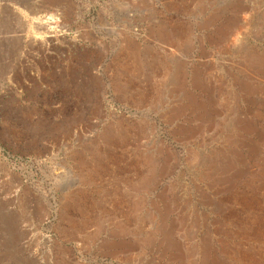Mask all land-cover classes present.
<instances>
[{"label":"rangeland","instance_id":"rangeland-1","mask_svg":"<svg viewBox=\"0 0 264 264\" xmlns=\"http://www.w3.org/2000/svg\"><path fill=\"white\" fill-rule=\"evenodd\" d=\"M199 1L0 0V264H264V0Z\"/></svg>","mask_w":264,"mask_h":264},{"label":"bare ground","instance_id":"bare-ground-1","mask_svg":"<svg viewBox=\"0 0 264 264\" xmlns=\"http://www.w3.org/2000/svg\"><path fill=\"white\" fill-rule=\"evenodd\" d=\"M201 1L202 0H200L199 1V3H201ZM195 3V2H194ZM199 3H197L198 5H199ZM192 6V5H191ZM185 7V6H184ZM183 8V7H182ZM191 9V8H190ZM189 9V10H190ZM232 10V9H231ZM244 11V10H243ZM243 16V15H242ZM241 16V18H239L237 21H234L233 23H231V21H230V24H226L225 25V29H224V31H222V33L220 34V39H221V44H226V45H229L231 42H234L235 44H236V41H238V42H244V41H242V39L240 38L239 39V31H243L244 30V28H250V27H248V25H250L249 23H247V19H248V17L245 15L244 17H242ZM250 17V16H249ZM231 20V19H230ZM183 29V28H182ZM163 36V38H165V40L166 41H168L170 44H172V45H174V46H177V48L179 49V48H182L183 47V45H185L186 46V44L189 42V36H190V34L188 33V31H182V30H174V31H172L171 33H164V35H162ZM262 41H263V39H262ZM184 46V47H185ZM183 47V48H184ZM246 48V47H245ZM181 50H183V49H181ZM180 50V51H181ZM175 53V52H174ZM251 54V57L252 58H254V55H252V52H250ZM247 54V53H246ZM248 54H249V52H248ZM165 59V58H164ZM255 59V58H254ZM247 61V60H246ZM252 63V62H251ZM176 67H177V65H176V63L172 60V59H170V58H166L165 60H163V61H159V62H156L155 63V68H157V70L155 71V77L156 78H158L159 79V81L157 82V87H156V89L157 88H163V86L164 85H166L167 83H169V82H171V81H173L174 79H173V76H174V72H175V69H176ZM246 68V67H245ZM259 68V67H258ZM264 68V67H263ZM248 71V70H247ZM245 72V71H244ZM199 74V73H198ZM198 74H197V78L198 77H200V76H198ZM203 74V73H202ZM204 75V74H203ZM154 77V78H155ZM202 78V77H201ZM204 78V77H203ZM205 79V78H204ZM153 80V79H152ZM198 80V79H197ZM174 82V81H173ZM155 83V82H154ZM172 83V82H171ZM231 84V83H230ZM230 84H226L225 85V89L228 91L229 90V88L230 87H233V86H231ZM221 86V85H220ZM223 86V85H222ZM241 86V85H240ZM240 86H239V88H240ZM247 86V85H246ZM244 87V86H243ZM238 88V87H237ZM250 88V87H249ZM226 91V92H227ZM233 91V90H232ZM250 92V91H249ZM159 93V92H158ZM235 94V93H234ZM236 95V94H235ZM156 96H157V94H156ZM237 96V95H236ZM161 97V96H160ZM225 97V96H224ZM223 97V98H224ZM235 97V96H234ZM200 98V97H199ZM212 98L213 99H215V95H213L212 96ZM228 98L230 99V100H232L233 98L232 97H230L229 95H228ZM149 99V98H148ZM155 99H158V98H156L155 97ZM202 100V99H201ZM200 100V101H201ZM229 100V101H230ZM152 101V100H151ZM199 101V99H196L194 102L196 103V102H198ZM145 102V101H144ZM203 102V101H202ZM238 102V101H237ZM236 102V103H237ZM229 103V102H228ZM234 103V102H233ZM196 104H198V103H196ZM200 104H202V103H199V105ZM230 104H232V103H230ZM239 104V103H238ZM203 105V104H202ZM202 105H200L199 106V109H202L203 108V106ZM234 106V105H233ZM236 106H237V104H236ZM160 107V106H159ZM230 107V106H229ZM239 107V106H238ZM204 108H205V106H204ZM176 110H178L179 112H180V115L182 116V115H185L186 113H187V107H185V109L184 108H182L181 106H180V109L178 108V109H176ZM232 110V109H231ZM170 112V111H169ZM216 112V111H215ZM214 112V113H215ZM218 112V111H217ZM221 112V111H220ZM173 113H174V111H173ZM173 113H171L172 115H173ZM234 113H235V111H234ZM158 114V113H157ZM156 114V115H157ZM164 114H166V113H164ZM175 114V113H174ZM232 114V113H231ZM230 114V115H231ZM159 115H160V112H159ZM158 115V116H159ZM162 115H163V113H162ZM175 116V115H174ZM177 116V115H176ZM213 117H216L217 116V114H214V115H212ZM165 117V116H164ZM179 117V116H178ZM172 118H174V117H172ZM177 118V117H176ZM257 118V117H256ZM239 119H240V117H239ZM217 120V119H216ZM215 120V121H216ZM210 121V120H209ZM229 121V120H228ZM231 121V120H230ZM233 121V120H232ZM234 121H236L235 119H234ZM211 123H213V121L211 122ZM233 123H235V122H233ZM232 123V124H233ZM210 124V123H209ZM214 124V123H213ZM237 124V123H236ZM229 125V124H228ZM234 126V125H233ZM236 126V125H235ZM249 126V125H248ZM252 126V125H251ZM236 128V127H235ZM239 127H237V129H238ZM188 130V129H187ZM235 130V129H234ZM223 131V130H222ZM221 131V132H222ZM216 133H218V131L216 132ZM214 134V133H213ZM220 134H222V133H220ZM220 134H218V135H220ZM213 138V137H212ZM216 138H217V136H216ZM221 138V137H220ZM219 140V139H218ZM210 141V140H209ZM197 142V141H196ZM212 142V141H211ZM203 143H205V142H202L201 144L203 145ZM206 144H207V142H206ZM231 144V143H230ZM200 145V144H199ZM201 145V146H202ZM205 145V144H204ZM145 146V145H144ZM201 148V147H200ZM157 149V148H156ZM158 149H159V147H158ZM161 149V148H160ZM222 150V149H221ZM161 151H162V149H161ZM194 151V150H193ZM191 152V151H190ZM154 153H155V150H154ZM162 153V152H161ZM145 153H143V155H144ZM193 154V153H192ZM196 154H199V153H196ZM194 155V154H193ZM142 156V155H141ZM171 156V155H170ZM190 156V155H189ZM237 156V155H236ZM160 157V156H159ZM228 157H229V155H228ZM212 158V157H211ZM218 158V157H217ZM237 158V157H236ZM164 159V158H163ZM170 159V158H169ZM214 159H215V157H214ZM228 159V158H227ZM157 160V159H156ZM176 161V160H175ZM187 161V160H186ZM198 161H199V159H198ZM201 161V160H200ZM199 161V162H200ZM216 161V160H215ZM134 162V161H133ZM169 163V162H168ZM212 163V162H211ZM166 164V163H165ZM216 164V163H215ZM230 164V163H229ZM228 166V165H227ZM135 167V166H134ZM172 167V166H171ZM230 167V166H229ZM136 168V167H135ZM213 169V168H212ZM139 170V169H138ZM141 172V171H140ZM184 176V175H183ZM208 177V176H207ZM153 178V177H152ZM156 178V177H155ZM184 178V177H183ZM154 179V178H153ZM177 180V179H176ZM154 181V180H153ZM181 182V181H180ZM116 184V183H115ZM120 184V183H119ZM169 184V183H168ZM181 184H184V183H181ZM194 184H196V183H194ZM121 186V185H120ZM146 188H147V186H146ZM181 188V187H180ZM166 190H168V189H166ZM141 191H144V190H141ZM145 193V192H144ZM176 194V193H175ZM125 195V194H124ZM164 201V200H163ZM168 203V202H167ZM179 203V202H178ZM182 203V202H181ZM89 207V206H88ZM130 207V206H129ZM81 209H82V207H81ZM184 210V209H183ZM81 212V211H80ZM84 212V211H83ZM87 212V211H86ZM83 214V213H82ZM165 215H167V214H165ZM133 216V215H132ZM148 216V215H147ZM150 216V215H149ZM80 217V216H79ZM86 217V216H85ZM88 217V216H87ZM98 217V216H97ZM106 218V217H105ZM111 222V221H110ZM77 226V225H76ZM82 226V225H81ZM78 228V227H77ZM167 228V227H166ZM175 228V227H174ZM189 228V227H188ZM140 229V228H139ZM165 229V228H164ZM153 230V229H152ZM124 231V230H123ZM131 232V231H130ZM142 232V231H141ZM112 233V232H111ZM125 233H126V231H125ZM171 235V234H170ZM140 236V235H139ZM193 237V236H192ZM191 237V238H192ZM134 238V237H133ZM132 238V239H133ZM143 238V237H142ZM150 238V237H149ZM152 238H153V236H152ZM193 239V238H192ZM194 239H195V237H194ZM193 239V240H194ZM137 240V239H136ZM135 240V241H136ZM191 239H189L188 241H190ZM138 241V240H137ZM161 241V240H160ZM95 242V241H94ZM129 242V241H128ZM153 242V241H152ZM191 242H193V241H191ZM199 242V241H198ZM190 243V242H189ZM129 244V243H128ZM191 244V243H190ZM194 244V243H193ZM197 244V243H196ZM132 245V244H131ZM130 245V246H131ZM140 245V244H139ZM154 245V244H153ZM141 246V245H140ZM169 246V245H168ZM87 247V246H86ZM138 247V246H137ZM136 246H134V247H132V248H134L133 250L134 251H138L139 249L137 248ZM100 249V248H99ZM107 249V248H106ZM188 249V248H187ZM190 250H192L191 248H189ZM198 249V248H197ZM141 250V249H140ZM165 250V249H164ZM193 250H196V248H194V246H193ZM187 251V250H186ZM189 251V250H188ZM184 252V251H183ZM191 252H189V254H190ZM208 253H209V246H208V242H205L204 243V247H203V253H201L202 255H201V258H200V260H201V263L202 264H207V256H208ZM132 254V253H131ZM145 254V253H144ZM130 255V254H129ZM138 255H139V253H138ZM141 255V254H140ZM137 256V255H136ZM144 256V255H143ZM199 256V255H198ZM128 258V257H127ZM133 258H135V257H133ZM142 258V257H141ZM193 258V257H192ZM191 257H190V259H192ZM126 260V259H125ZM130 260V259H129ZM142 260V259H141ZM144 260V259H143ZM147 261H149L148 259H147ZM183 261H185V260H183ZM132 262V261H131ZM152 262V261H151ZM197 262H199L200 263V261H198V260H194L192 263L190 262V264H198ZM126 263H127V261H126ZM129 263V262H128ZM156 263V262H155ZM155 263H153V264H155ZM184 263V262H183ZM130 264V263H129ZM139 264V263H138Z\"/></svg>","mask_w":264,"mask_h":264},{"label":"crops","instance_id":"crops-1","mask_svg":"<svg viewBox=\"0 0 264 264\" xmlns=\"http://www.w3.org/2000/svg\"><path fill=\"white\" fill-rule=\"evenodd\" d=\"M29 233H30V231H24V235H21V236L24 237V238L29 237L30 236ZM12 236L13 237H17L16 234L15 235H12Z\"/></svg>","mask_w":264,"mask_h":264}]
</instances>
